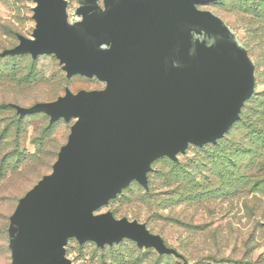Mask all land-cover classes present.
Masks as SVG:
<instances>
[{"label":"water","instance_id":"95a60500","mask_svg":"<svg viewBox=\"0 0 264 264\" xmlns=\"http://www.w3.org/2000/svg\"><path fill=\"white\" fill-rule=\"evenodd\" d=\"M32 37L2 56L54 54L67 77L102 89H66L52 101L15 105L21 116L76 119L53 164L19 202L8 227L11 264H72L69 238L99 247L130 239L183 258L146 223L95 211L163 156L177 161L190 144L215 143L253 95L255 65L236 31L199 6L217 0H34Z\"/></svg>","mask_w":264,"mask_h":264},{"label":"rangeland","instance_id":"374dc122","mask_svg":"<svg viewBox=\"0 0 264 264\" xmlns=\"http://www.w3.org/2000/svg\"><path fill=\"white\" fill-rule=\"evenodd\" d=\"M75 17L79 0H68ZM34 0H0V52L32 37ZM237 33L255 65V87L240 119L215 144L190 145L178 161L161 157L148 173L149 190L136 180L95 211L146 223L183 258L140 248L130 239L99 247L69 238L72 264H264V0H217L199 6ZM106 83L71 78L54 54L0 56V264H11L8 227L19 199L52 172L76 119L54 123L25 107Z\"/></svg>","mask_w":264,"mask_h":264},{"label":"trees","instance_id":"16d2710c","mask_svg":"<svg viewBox=\"0 0 264 264\" xmlns=\"http://www.w3.org/2000/svg\"><path fill=\"white\" fill-rule=\"evenodd\" d=\"M17 36H18V35H17ZM21 55H23V54H21ZM30 55H31V54H30ZM0 56H2V55H1V52H0ZM6 56H18V55H6ZM6 56H2V57H6ZM31 56H32V55H31ZM251 97H252V96H251ZM251 97H250V98H251ZM250 98H249V99H250ZM249 99H248V100H249ZM248 100H247V101H248ZM247 101H246V102H247ZM246 102H245V104H246ZM245 104L243 105V107L245 106ZM15 105H19V104L10 103V106H12V107H14V108L16 109ZM243 107H242V109H243ZM16 110H17V109H16ZM17 112H18V111H17ZM241 112H242V111H241ZM43 113H44V112H43ZM45 114H46V113H45ZM19 115H20V114H19ZM27 115H30V114H27ZM27 115H24V116H21V115H20V117H25V116H27ZM48 116H49V115H48ZM240 116H241V114H240ZM49 117H50V116H49ZM62 119H63V118H62ZM239 119H240V118H239ZM239 119H238V120H239ZM238 120H237V121H238ZM58 121H59V120H58ZM237 121H236V122H237ZM236 122H235V123H236ZM53 123H54V122H53ZM235 123H234V124H235ZM234 124H233V125H234ZM233 125H232V126H233ZM232 126H231V127H232ZM231 127H230V128H231ZM230 128H229V130H230ZM229 130H228V131H229ZM228 131H227V132H228ZM227 132H226V133H227ZM226 133H225V134H226ZM225 134H224V136H225ZM224 136H223V137H224ZM223 137H222V138H223ZM222 138H220V139H222ZM220 139H218L217 142H218ZM217 142H215V143H217ZM215 143H207V144H205V145H203V146H198V147H204V146H206V145H208V144H215ZM190 145H194V144H190ZM190 145H189V146H190ZM189 146H188V147H189ZM195 146H197V145H195ZM163 157H165V156H163ZM160 158H161V157H160ZM158 159H159V158H158ZM156 160H157V159H156ZM156 160H155V161H156ZM177 161H178V160H177ZM177 161H175V162H177ZM148 173H149V172H148ZM148 180H149V178H148ZM134 181H135V180H134ZM132 182H133V181H132ZM132 182H131V183H132ZM144 188H145V187H144ZM124 189H125V188H124ZM124 189H123V190H124ZM145 189H146V188H145ZM146 190H149V188L146 189ZM149 230H150V229H149ZM150 231H151V230H150ZM151 232H152V231H151ZM8 235H9V234H8ZM132 241H133V240H132ZM133 242H134L135 244H137L135 241H133ZM165 242H166V241H165ZM114 244H116V243H114ZM114 244H113V245H114ZM106 245H108V244H106ZM137 246H138V245H137ZM138 247H139V246H138ZM140 248H145V247H140ZM162 255H164V254H162ZM167 255H171V254H167Z\"/></svg>","mask_w":264,"mask_h":264},{"label":"built area","instance_id":"2783aa9c","mask_svg":"<svg viewBox=\"0 0 264 264\" xmlns=\"http://www.w3.org/2000/svg\"><path fill=\"white\" fill-rule=\"evenodd\" d=\"M69 20L71 21V22H74V21H76V20H81V17L78 15V14H76V16L75 17H70V15H69Z\"/></svg>","mask_w":264,"mask_h":264}]
</instances>
